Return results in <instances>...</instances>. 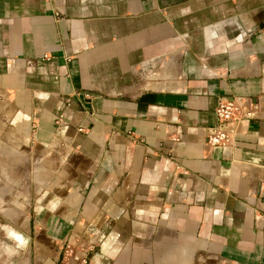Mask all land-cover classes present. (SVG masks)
I'll return each mask as SVG.
<instances>
[{"label":"crops","instance_id":"1","mask_svg":"<svg viewBox=\"0 0 264 264\" xmlns=\"http://www.w3.org/2000/svg\"><path fill=\"white\" fill-rule=\"evenodd\" d=\"M235 98L254 118L208 148ZM0 149L32 166L10 262L264 264V0H0Z\"/></svg>","mask_w":264,"mask_h":264},{"label":"rangeland","instance_id":"2","mask_svg":"<svg viewBox=\"0 0 264 264\" xmlns=\"http://www.w3.org/2000/svg\"><path fill=\"white\" fill-rule=\"evenodd\" d=\"M30 168L32 166L29 165L20 167L15 164L0 165V170H3L0 171V225H8L24 236H28L30 230L29 236L32 237L33 230L28 227V219L31 215L28 210L27 196L29 181L24 179V176L28 177ZM2 174H4L5 180L1 178ZM22 177L24 178L22 179ZM25 223L26 227L23 225ZM29 223H32V219ZM0 244H8L15 247L14 242L7 239L6 233L2 228H0ZM95 249L96 246L93 244L82 243L81 240L75 238L73 241L68 239L60 248L61 262L59 264H66V259L73 257H77L80 264H87L88 254L93 253ZM21 251L23 249L19 250L15 255L9 256L3 251V248H0V264H15V262H10L9 260L16 258V255Z\"/></svg>","mask_w":264,"mask_h":264},{"label":"built area","instance_id":"3","mask_svg":"<svg viewBox=\"0 0 264 264\" xmlns=\"http://www.w3.org/2000/svg\"><path fill=\"white\" fill-rule=\"evenodd\" d=\"M256 109V103L249 98L220 100L214 109L216 121L206 129V146L229 150L237 129L254 118Z\"/></svg>","mask_w":264,"mask_h":264},{"label":"clouds","instance_id":"4","mask_svg":"<svg viewBox=\"0 0 264 264\" xmlns=\"http://www.w3.org/2000/svg\"><path fill=\"white\" fill-rule=\"evenodd\" d=\"M0 228L6 233L7 239L14 242L15 247L8 244H0V248L9 255H15L19 250L24 249L28 245V239L22 233L16 231L14 228L8 225H0Z\"/></svg>","mask_w":264,"mask_h":264}]
</instances>
